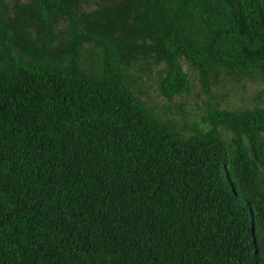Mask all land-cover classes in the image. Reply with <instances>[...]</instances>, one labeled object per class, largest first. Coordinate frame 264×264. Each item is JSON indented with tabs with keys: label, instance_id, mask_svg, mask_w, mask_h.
Here are the masks:
<instances>
[{
	"label": "trees",
	"instance_id": "trees-1",
	"mask_svg": "<svg viewBox=\"0 0 264 264\" xmlns=\"http://www.w3.org/2000/svg\"><path fill=\"white\" fill-rule=\"evenodd\" d=\"M0 264H264V0H0Z\"/></svg>",
	"mask_w": 264,
	"mask_h": 264
},
{
	"label": "rangeland",
	"instance_id": "rangeland-1",
	"mask_svg": "<svg viewBox=\"0 0 264 264\" xmlns=\"http://www.w3.org/2000/svg\"><path fill=\"white\" fill-rule=\"evenodd\" d=\"M183 68L189 79V89L187 93L173 96L169 101L157 91L155 72L151 71L148 76H143L138 86L140 98L145 101L150 111L161 118H168L175 125L196 120L200 113L197 107L204 98L199 92L195 73L186 65H183ZM241 85L221 75L219 83L211 89L212 94L217 97L219 107L231 109L241 105L251 106L253 98L251 94L260 87V83L256 78H246L241 81Z\"/></svg>",
	"mask_w": 264,
	"mask_h": 264
}]
</instances>
